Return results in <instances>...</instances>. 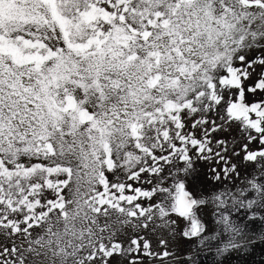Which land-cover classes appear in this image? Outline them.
I'll return each instance as SVG.
<instances>
[{
    "label": "snow or ice",
    "instance_id": "snow-or-ice-1",
    "mask_svg": "<svg viewBox=\"0 0 264 264\" xmlns=\"http://www.w3.org/2000/svg\"><path fill=\"white\" fill-rule=\"evenodd\" d=\"M257 242L264 0H0V264Z\"/></svg>",
    "mask_w": 264,
    "mask_h": 264
},
{
    "label": "rangeland",
    "instance_id": "rangeland-1",
    "mask_svg": "<svg viewBox=\"0 0 264 264\" xmlns=\"http://www.w3.org/2000/svg\"><path fill=\"white\" fill-rule=\"evenodd\" d=\"M189 247V244L181 243L177 256H184ZM193 259L195 264H264V243L257 242L247 252H229L219 258L214 251L202 250Z\"/></svg>",
    "mask_w": 264,
    "mask_h": 264
}]
</instances>
